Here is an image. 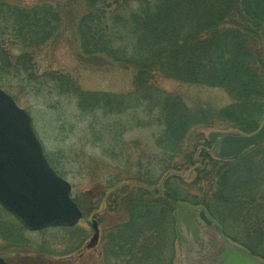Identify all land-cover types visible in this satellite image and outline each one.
<instances>
[{
	"label": "trees",
	"instance_id": "obj_1",
	"mask_svg": "<svg viewBox=\"0 0 264 264\" xmlns=\"http://www.w3.org/2000/svg\"><path fill=\"white\" fill-rule=\"evenodd\" d=\"M74 1L82 52L133 70L132 88L124 94L85 90L64 74L50 75L73 93L92 142L108 143L101 153L112 174L89 178L85 191L71 182L83 215L93 214L102 225L100 262L94 264H174L178 202L203 207L226 238L264 260V143L223 159L205 135L208 129L251 133L264 119V0ZM45 4L21 7L0 0L3 25L24 47L35 49L58 31L61 11ZM15 63L24 72L30 68L27 53ZM0 64L8 68L1 49ZM159 79L220 88L230 101L190 100L162 88ZM140 109L147 120L139 117ZM127 111L136 112L137 123L154 126L153 151L124 141ZM123 142L135 155L120 151ZM192 167L195 175L186 180L183 172ZM103 201L106 212L114 213L110 221L101 214ZM57 228L67 237L56 250L25 237V226L0 205V238L9 247L55 255L81 249L83 227Z\"/></svg>",
	"mask_w": 264,
	"mask_h": 264
},
{
	"label": "rangeland",
	"instance_id": "obj_2",
	"mask_svg": "<svg viewBox=\"0 0 264 264\" xmlns=\"http://www.w3.org/2000/svg\"><path fill=\"white\" fill-rule=\"evenodd\" d=\"M7 1L11 5L21 7H30L44 1L47 5L51 4L61 11L58 31L47 43L35 49L20 44L12 34L10 26L7 29L8 24L3 25L6 21L3 15H0V49L8 64V68L3 66L4 68L0 69V85L7 89L18 105L30 113L34 129L43 144L46 155L52 159L54 165L64 175L62 176L70 182L82 184L80 189L85 191L89 178H105L112 174L108 172L106 165L109 159L101 153L102 146L106 147L108 143L104 141L100 145L98 142H92L88 134L87 119L76 107L73 93L67 92V88L57 82L58 79H51L50 75L64 74L71 82L85 90L124 94L132 88L133 70L104 57L90 58L82 52L76 30L80 12L76 1L69 0L63 3L58 0ZM23 53L28 54L30 62L27 63L30 68L26 72L19 70L21 66L15 63L17 57ZM159 85L168 91H177L190 100H205L214 105H222L230 101L227 93L220 88L184 84L170 79H159ZM135 113L127 111L123 115V122L128 125L124 141L133 139L141 147L153 151L155 128L144 123H137ZM138 113L141 119H148L149 115L145 110L140 109ZM210 130L212 129L206 130L205 135ZM131 147V144L123 142L118 148L124 155L129 152L135 155L133 150L130 151ZM124 161L122 158L121 162ZM199 165L200 162L196 164V166ZM194 175V167L183 172L186 180H191ZM100 211L106 221H110L114 215V213L106 212L105 201ZM93 223L98 228L96 239L92 238ZM77 225L87 231V236L81 249L69 254L55 255L34 249L23 251L24 249L9 247L7 242L0 238V255L12 264H94L100 262L99 236L102 225L97 223L93 214L82 215ZM24 233L28 239L34 242H45L46 245H51L56 250L63 248L67 237L66 231L57 227H46L38 231L25 230ZM174 247V264H183L182 249L177 240Z\"/></svg>",
	"mask_w": 264,
	"mask_h": 264
},
{
	"label": "water",
	"instance_id": "obj_3",
	"mask_svg": "<svg viewBox=\"0 0 264 264\" xmlns=\"http://www.w3.org/2000/svg\"><path fill=\"white\" fill-rule=\"evenodd\" d=\"M214 154L241 156L264 143V121L251 133L211 130ZM0 205L27 229L74 226L82 211L71 197L70 182L49 163L31 115L0 87ZM184 264H264L228 240L206 210L185 202L174 206ZM93 239L98 228L93 223ZM196 261V262H195ZM0 264H10L0 256Z\"/></svg>",
	"mask_w": 264,
	"mask_h": 264
},
{
	"label": "flooded vegetation",
	"instance_id": "obj_4",
	"mask_svg": "<svg viewBox=\"0 0 264 264\" xmlns=\"http://www.w3.org/2000/svg\"><path fill=\"white\" fill-rule=\"evenodd\" d=\"M197 261H198V262H200V264H201V261H200V259H199V258L197 259ZM195 262H196V261H195Z\"/></svg>",
	"mask_w": 264,
	"mask_h": 264
},
{
	"label": "bare ground",
	"instance_id": "obj_5",
	"mask_svg": "<svg viewBox=\"0 0 264 264\" xmlns=\"http://www.w3.org/2000/svg\"><path fill=\"white\" fill-rule=\"evenodd\" d=\"M27 112H28V111H27ZM28 113H29V112H28ZM29 114H30V113H29ZM263 121H264V119H263ZM263 121H262V122H263ZM259 126H260V125H259ZM254 131H255V130H254Z\"/></svg>",
	"mask_w": 264,
	"mask_h": 264
}]
</instances>
